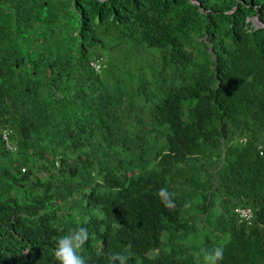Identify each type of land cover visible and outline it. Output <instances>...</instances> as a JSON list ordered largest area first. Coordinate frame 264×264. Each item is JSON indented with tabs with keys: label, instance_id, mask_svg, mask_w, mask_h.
Listing matches in <instances>:
<instances>
[{
	"label": "trees",
	"instance_id": "16d2710c",
	"mask_svg": "<svg viewBox=\"0 0 264 264\" xmlns=\"http://www.w3.org/2000/svg\"><path fill=\"white\" fill-rule=\"evenodd\" d=\"M255 17L264 0H0V264H59L78 227L86 264H264Z\"/></svg>",
	"mask_w": 264,
	"mask_h": 264
},
{
	"label": "clouds",
	"instance_id": "9594fccd",
	"mask_svg": "<svg viewBox=\"0 0 264 264\" xmlns=\"http://www.w3.org/2000/svg\"><path fill=\"white\" fill-rule=\"evenodd\" d=\"M87 239L88 233L83 227H78L70 234L59 238L54 249L55 259L59 261V264H86L85 258L80 253ZM114 259H119L121 264H125L128 257L124 254H113L109 259V264H113ZM205 259H211L212 264H216V261L223 259L222 248L215 249L214 253L206 256Z\"/></svg>",
	"mask_w": 264,
	"mask_h": 264
},
{
	"label": "built area",
	"instance_id": "2783aa9c",
	"mask_svg": "<svg viewBox=\"0 0 264 264\" xmlns=\"http://www.w3.org/2000/svg\"><path fill=\"white\" fill-rule=\"evenodd\" d=\"M5 139L8 142L9 145V139L7 133L4 134ZM236 211L240 214V216L244 219H251L252 217V210L249 207H238L236 208Z\"/></svg>",
	"mask_w": 264,
	"mask_h": 264
},
{
	"label": "water",
	"instance_id": "95a60500",
	"mask_svg": "<svg viewBox=\"0 0 264 264\" xmlns=\"http://www.w3.org/2000/svg\"><path fill=\"white\" fill-rule=\"evenodd\" d=\"M255 21L257 22H255L257 25L264 26V24L258 19V17H255Z\"/></svg>",
	"mask_w": 264,
	"mask_h": 264
},
{
	"label": "rangeland",
	"instance_id": "374dc122",
	"mask_svg": "<svg viewBox=\"0 0 264 264\" xmlns=\"http://www.w3.org/2000/svg\"><path fill=\"white\" fill-rule=\"evenodd\" d=\"M254 21H255V19H254ZM255 22H256V21H255ZM256 23H257V22H256ZM181 204H182V202H181ZM210 255H211V254H210ZM210 255H209V256H210ZM208 261L210 262V259H209ZM208 264H209V263H208Z\"/></svg>",
	"mask_w": 264,
	"mask_h": 264
}]
</instances>
